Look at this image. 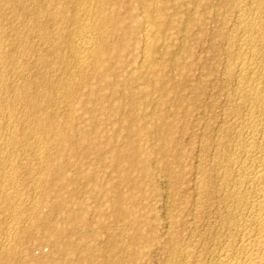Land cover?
I'll use <instances>...</instances> for the list:
<instances>
[{"label": "bare ground", "instance_id": "1", "mask_svg": "<svg viewBox=\"0 0 264 264\" xmlns=\"http://www.w3.org/2000/svg\"><path fill=\"white\" fill-rule=\"evenodd\" d=\"M113 1L0 0V216H4L0 219V230L3 232L0 236V262L2 263L21 264L23 262L25 264L32 261L35 264H62L63 257H65V261L69 260V255L77 251L78 244L73 243L70 237L66 235L68 228L66 229L65 224L71 222L72 224H78L80 227L82 225L87 226V219L84 214L87 215L92 212L99 218H102L104 214L102 202L96 201L97 205L93 207L89 206L88 202L95 199L99 193L100 197L98 196L99 198L96 199H103L104 201L107 198L106 193H101L103 192L102 186L97 185L99 176L106 174V172L99 170L97 164L108 163L117 167L119 161L121 150L114 147L112 139L115 140L114 143L117 146L120 145L118 143L121 138L120 126L122 125H120V122H124L123 119L125 118L121 114L124 111L122 105L124 103L121 100L118 101L117 97L127 96V98H130V104L134 105L135 102L132 97L143 96L146 99V102L144 101L146 104L142 102L143 107L139 106V112L141 117L145 119L152 114L150 113L152 111L146 108L147 104H150V106L162 105L161 94L166 91L168 93L170 90L164 89L162 84L150 82L149 79L163 72L161 69L155 68V65L158 60H163L165 56L157 55V52L171 46V43L174 44L175 35L172 31L176 28L173 27V13H168V8L170 7L172 10L175 8L176 10V7H180L183 1L179 0L182 2L179 3V1L174 0L170 3L169 0H136L137 8L134 5V8L132 6L128 10L131 13V18L134 17L131 23H128V20L126 21L128 24L121 19H117V12L115 11H117L118 5L116 6ZM115 1L117 3L119 0ZM120 1L122 3V0ZM225 1L229 6L231 4L235 13V17H233L235 20L232 21L230 26L227 24L229 27L224 22H220L222 25H226L223 27L224 29L225 27L228 28L226 33V29L223 31L224 34L221 38V42L226 45V48L224 50L225 64L220 75L226 80L228 85L226 86L229 87V92L223 97L226 99L227 106L223 107V110L219 113V123L213 135L214 139L212 140L210 137L213 142L208 143L211 144L209 146L211 151H209L210 155L204 163L210 167L209 170H206L208 167L204 169L202 164V166H198V162L196 163L198 167L194 173L195 180L193 181L194 186H192L194 187L192 220L191 222L184 220L187 222L186 224L184 222V224L191 231V235L188 234L189 237L187 236L188 240L185 243H183L181 236L182 239L178 237V240L180 238L183 244L174 242H178L174 238V243L168 241V243H163L162 246L159 244L160 249L167 258L162 261L163 264H264V0ZM188 3L190 4V1ZM70 6L72 9L67 10L66 8ZM215 6L214 9H217V5ZM228 8L230 10V7ZM225 9L224 11H227ZM178 11L180 12V9ZM134 13L137 15L132 16ZM229 13L227 11L226 16L231 15ZM190 14L192 13L190 12ZM226 16L223 17L224 20ZM186 17L188 18V16ZM178 21L182 23L181 20ZM223 28H218L219 33L220 30L222 33ZM180 30L184 29L180 28ZM199 30L201 31L200 28ZM114 36H117V38L119 36L121 46L112 48L109 44H105L109 38ZM211 37L213 38V36ZM133 39L134 42L129 44ZM183 40H185L184 37ZM223 47L224 45H222ZM123 52L124 54H122ZM123 55L131 57L134 63L131 65L130 62L124 61L126 59ZM187 57L188 55L185 58ZM181 65L183 66V64ZM181 65L179 66L181 67ZM138 75L146 77H144L145 80L143 79L142 83L137 81H134L133 84H130L131 82L126 83V80L130 79L128 77ZM198 76L202 78L201 75ZM136 79H139V77ZM143 85L145 86L143 87ZM197 89L198 87L194 90ZM211 89L209 88V90ZM224 89L226 88L224 87ZM159 91L162 93L158 95ZM215 99L218 100L219 98L215 97ZM210 104L213 105L212 102ZM191 105L193 104L191 103ZM189 106L187 105L188 108ZM170 107L172 106L170 105ZM130 111L132 112V110ZM111 118L114 120L113 123ZM206 118H209V116L206 115ZM139 119L135 120L132 117L129 120L135 122ZM96 121H99L102 127L98 128L97 126L96 128ZM177 121L179 122V120ZM207 121L205 122L208 123ZM214 121L216 120L214 119ZM99 122L97 125H99ZM115 122H118L116 126H114ZM135 123H126L127 126H123L122 129L127 134L142 141L148 132V128ZM109 126H111L110 132H108ZM158 130H161V128ZM168 131L169 129L166 133ZM90 133L93 134V138L89 137ZM157 133L159 131L155 135ZM149 134L151 136L152 133ZM203 135L206 136V134ZM101 139H107L111 142V145H114V150L111 151L113 147L110 149L112 152L110 156H107V145L101 146L99 144ZM203 140H206L205 137ZM203 140L201 142H204ZM76 141L80 142L81 151L79 152L74 146ZM138 143L140 142L135 140L128 143V148L131 151L128 156L126 155V160H128L130 168L147 176L152 168L149 170L148 157L141 155L144 144L141 146ZM202 146L199 148H202ZM210 149L208 148V150ZM77 153L81 154L87 161L78 160L71 163L70 159L76 156ZM203 153L201 150V154ZM204 159L198 158L200 163L201 161L203 163ZM126 160L124 159V162ZM121 165L120 167H122ZM116 170L119 173L120 170L115 168L110 174L112 172L117 174ZM67 172H71L73 175L76 174L77 179H70L71 174ZM174 174L172 173L171 176ZM117 175L119 176V174ZM182 175L181 173L180 176ZM54 179H57L59 185H56V183L55 189L48 192L46 190L44 193V197L52 195L53 200L50 198L51 201L46 203L40 201L42 198L40 193L41 190L43 191L41 188L54 183L52 181ZM139 182L141 183V181ZM146 182L144 181V183ZM176 184L179 183L176 182ZM20 185L21 187H28L30 193L27 194L29 195L26 196V192L19 189ZM115 185L113 183L108 189H116L117 186ZM132 185L134 187L140 186L139 183L134 181ZM67 186H72L73 193H79L82 199L66 208L65 205L62 207V204L66 201V191L61 193L58 188L65 189ZM84 186L85 188L89 187V189L87 191L82 190ZM131 188L133 187L131 186ZM173 190L171 189L172 193ZM150 194L152 195V191ZM127 196L131 198L129 195ZM75 197L78 198V196ZM117 199L120 200V197L118 196ZM122 200H125V198ZM117 201L114 204L111 203V205L113 204L116 208L117 206L119 208V202L117 203ZM123 205L125 206V203ZM170 205L172 204H169V207ZM154 208L156 209V207ZM167 208L166 210H169ZM169 212L171 211H168V215ZM146 213L149 214L150 212L146 211ZM174 213H172V216L176 214ZM53 216H55V219L57 218L56 222ZM133 219L131 218V221ZM128 221L130 222L129 226L130 224L133 225L134 222L131 223L130 219ZM154 222H157V220ZM142 223L141 225H143ZM116 225L114 224L115 227ZM76 228L77 225H73L71 230ZM129 228L127 226L128 230ZM149 228H154V225L152 224V227ZM167 229L165 228V231ZM118 230L120 229L118 228ZM138 231L142 230L138 229ZM174 231L177 230L174 229ZM112 233L110 235L114 234ZM39 234H43V239H39L41 242L39 241L38 245L47 244L50 251L45 256L35 258L29 252ZM88 234H91V232H88ZM138 235L142 234L137 233ZM171 235L169 234V240H171ZM126 236L124 238L127 239ZM137 236H135L136 239ZM143 237H146V235ZM139 238L141 240V236ZM114 239L116 240L115 237ZM117 239H121V237ZM147 239H145V246L149 244ZM96 240H94L95 243ZM91 242L89 241L88 245H91ZM120 244L122 245V243ZM146 247L147 249L145 247L139 249L137 245L138 249L136 252L133 251L134 254L129 262V258H126L127 262H125L123 257H118L122 251L123 253L126 251L121 248L120 252L118 249L120 253L118 255L115 250L114 252L119 259L115 264H143V262H146V253L150 250H148V246ZM86 248L89 249L90 246H86ZM86 248L85 250H87ZM92 248L96 250L97 247L94 248L93 246ZM93 251L89 252V254L92 253L90 257L97 255ZM21 253L25 255L21 257ZM111 254L114 256V253L111 252ZM92 258L91 260H93ZM93 262L97 263L95 260Z\"/></svg>", "mask_w": 264, "mask_h": 264}, {"label": "rangeland", "instance_id": "2", "mask_svg": "<svg viewBox=\"0 0 264 264\" xmlns=\"http://www.w3.org/2000/svg\"><path fill=\"white\" fill-rule=\"evenodd\" d=\"M173 1L174 0H171V1L169 0L170 3H172ZM177 1H179V0H177ZM181 1H183V4L185 2L186 3L184 5L181 4L180 7H176V10H175V8H173L174 11L172 10V8L169 7L168 8V13H170V14L173 13V16H174L173 17V19H174L173 27L176 28V29H178L180 27L181 29H184V30H180V28H179L178 30L175 29V30L172 31L173 34L175 35L174 44L171 43L170 44L171 46L167 47L164 50H160V51L157 52V55H164L165 56L163 60H160V61L158 60L159 62L157 61L156 65H155V68L161 69V71H163V72L161 74H158L157 76H154V78L149 79V81L151 80L150 82L162 84L163 88L164 89L167 88V90L170 89L169 90L170 92L168 91V93H167V91H166L164 94H161L162 92H160V91L158 92V95L160 93L161 96H162L161 98L163 100V103H162V105H159L160 107L156 106V105H151L150 106V104H147L146 108L149 111H152V112H150V113H152V114H150V116L152 118L150 116H148L145 119L141 117V114L139 112L140 111L139 110V106L142 108L143 107L142 102L143 103L146 102V99L143 96H136V97L133 96L132 99L135 102L134 105L130 104V102H129L130 98H127V96H118L117 100L118 101L121 100L122 103H124V104L121 103L123 105V107H124V111L121 114L123 115L122 117L125 118V119H123V121L125 123L124 122H120V125H122V126H120V128H121V138L119 139V142H118L120 145L117 146L116 143H114L115 142L114 139H112L113 140L112 144H114L115 146L111 145V142L108 141L107 139H101L100 142H99V144L101 146L107 145V156H110L112 154L111 151L114 150V147L117 148V149L120 148V150L122 152L121 151L119 152L120 153L119 154L120 155L119 156V161L121 163L124 162V159L125 160L127 159V156L129 155V153L131 151L128 148V143L131 140H135L136 142L139 141L140 143H138V144H140L141 146H143V144H144V150L142 151L141 155L142 156L145 155V156L148 157L149 161L147 163H148V166L150 165L149 166L150 167L149 170L152 168L149 171L148 175L150 177H152V178L150 179V177L148 175L145 176V175L139 173L138 171H136L135 169L133 170L132 168H130V166L128 165L129 164L128 160H126L127 162L125 161L124 163H122V165L118 161L117 167L116 166H112L111 164H108V163L107 164H104V163L103 164L102 163L97 164V167H98L99 170H103V172H106V174H103V175L99 174L100 175L99 176V183L97 185H101L102 186L103 192H101V193L102 194L106 193L107 194L106 195L107 198H105L104 201H103V199H96L98 196L100 197V193H99L97 195V197L95 198L96 200L95 199H91L88 203H89V206L93 207V206L97 205L96 201L102 202V207H103L104 214H103L102 218H99V217L95 216V214L92 213V212L88 213L87 215L84 214V217L87 219V226L82 225V227H80L78 224H76V223L72 224L71 222H68L69 224L68 223H66V224L63 223V224H65L66 229L68 228V231L66 232V235L70 237V240L73 243L78 244V249L74 253H71L72 255L71 254L69 255V260L68 261H65V257H63V259L61 260L62 264H86V263L87 264H113V263L115 264V262H118V260H119L117 258V256L120 254L118 252V249H119V251L122 250V249L124 251H126L124 253L122 251L123 255L121 253V255H119L118 257H120V256L123 257L125 262H127L126 258H129L128 259V262H129L132 259V255L134 254V252L137 251L138 248L141 249L140 247H142V248L145 247L147 249L146 246H148V250L149 249L150 250H149L148 253H146V256H145V259H146L147 263L143 262V264H151V263L152 264H163L162 261H165L167 258L165 257L166 255L164 254V252L160 249L162 244L165 243V242L168 243V241L173 242L175 239L178 240V237H180V236L183 238L182 239L180 237L182 239L183 243H185V242H187L188 237L191 235V231H189V229H187V225H185V224L187 222H191V220H192L191 215H192L193 209H194V206H193L194 187H192V186H194L193 185L194 184L193 181L195 180L194 179L195 178V176H194L195 174L194 173H195L196 168L199 165L200 166L203 165L202 168L204 167V169L206 167H208V168H206V170H209V168H210L209 166H207L206 163H204V161L210 155L209 151H211V149H210L211 147H209L211 144H208V143H212L213 142L212 140L214 139L213 138L214 132H215V130H217L216 127L218 128V123H219L218 116H219V113L223 110V107L225 108L227 106L226 99L223 98V97L227 94V92H229V87H227L228 85H227L226 80L223 79L222 76H220L221 75V69H223L224 64H225L224 63V61H225L224 60V50L226 48V45L221 42V38H222V35L224 34L223 31L226 29L225 30V33H226L227 30H228V28L225 27V29H224L223 27L226 26L227 24L229 26L232 24V21L235 20V18H233V17H235V15H234L235 13H234V9L231 7V4L229 6L228 4H226L225 0H195V2H193L194 0H192V3H191V0H189L190 4L188 3L189 2L188 0H181ZM181 1H179V3H182ZM113 2L116 4V6L118 5L117 6L118 9H117V7L115 5L114 6L116 8L113 6L115 9H117V11H115V12H117L116 13L117 19L123 20L126 24L131 23L133 21L134 17L131 18V13H129L128 10L132 6L134 8V5L137 8L136 0H122V3H121V1L119 2L120 5L117 4L118 2L116 3L115 0ZM124 2L125 3L128 2V3L125 4ZM132 2H134V3H132ZM194 3H195V5H193ZM196 3H197V5H196ZM215 5H217V9H214V8H216ZM223 5L224 6L228 5L227 7H230V10H229V8L227 9V7H224ZM136 8H135V11L137 10ZM191 8H193V9H191ZM225 8L227 9L228 12L231 13V15H229L230 14L229 13L228 14L229 16H226L225 13L227 11H224ZM66 9L67 10H71L72 7L70 6V7L66 8ZM178 9H180L181 13L178 11ZM182 9L184 10V12H183ZM203 9H205V10H203ZM170 10H172L173 12L170 11ZM232 11H233V13H232ZM175 12L177 13V15H176ZM190 12L192 14H190ZM179 13H180V15H179ZM186 14H188V15H186ZM134 15H137V14L134 13L132 16H134ZM185 15L188 16V18ZM215 15H217V16H215ZM225 16H226V18L227 17L228 18L227 19L225 18V20H224L223 17H225ZM181 17H182V19H181ZM229 17H231L232 19L230 18V20H229ZM178 20H181V22L183 24L180 23ZM185 21H187V22H185ZM188 22H190L191 25H189L190 23H188ZM220 22H222V23L224 22V24H226V25H222ZM220 24H221V26H220ZM228 25H227V27H229ZM199 28L201 29V31L199 30ZM218 28L219 29L223 28L222 29V33H221V30H220L221 34L219 33V29ZM126 29H128V28H126ZM196 31H198V32L196 33ZM193 32H194V35H193ZM186 34H188V35H186ZM198 34H200V35H198ZM211 36H213V38ZM183 37H184L185 40H183ZM111 38H109L110 40L108 39V41L105 44H109V46H111L112 48L121 46L120 43H119V40H120L119 36H118V38H117V36H114V37H111ZM111 42L113 43L112 45H111ZM133 42H134V39L131 40L129 44H131ZM179 44H181V45H179ZM221 44L224 45L223 48H222ZM180 52L181 53L183 52V53L181 54ZM189 52H191V53H189ZM122 54H124V52ZM176 54H177V56L179 58L177 56H175ZM186 54L188 55L187 58H185L187 56ZM124 56L125 55H123V57ZM124 59H126V60H124ZM124 59H123L124 61L130 62L131 65L134 63L133 59L131 57L129 58L127 55L124 57ZM182 59H183V61H182ZM184 59H186V60H184ZM176 60H178V61H176ZM167 61H169V62H167ZM173 61H176V62H173ZM163 64H164V66H162ZM181 64H183V66ZM157 65H159L160 67L157 66ZM179 65H181V67ZM215 65H217V66L219 65L218 69H217V66H215ZM187 70H188V72H187ZM211 70L214 71L215 73L212 72ZM172 74H173V76H172ZM209 74H210V76H208ZM198 75H201L202 78L201 77L199 78ZM135 77L136 78L139 77V79H136ZM135 77H128V79L129 78L130 79L128 81L126 80V83L128 84V83L131 82L130 84H133V83H135L134 81H137L138 83H142L143 79L145 80V78H146L143 75H141V76L138 75V76H135ZM134 78H135V80H134ZM47 79L50 80L49 78H47ZM175 83H176V85H175ZM145 85H143V87ZM194 86H196V87H194ZM185 87H187V88H185ZM197 87H198V89L194 90ZM222 87H223V91H222ZM224 87L226 89H224ZM209 88L210 89L212 88V89L209 90ZM146 89H147V87H146ZM191 89H192V91H191ZM209 91H210V93H209ZM224 91H225V94H224ZM215 94H216V96H215ZM195 95H196V97H195ZM219 95H220V97H219ZM140 97H143V98H140ZM215 97L219 98V99L217 100V99H215ZM138 99H142V100H138ZM211 102L213 103L212 106L210 104ZM191 103L193 105H191ZM170 105L172 107H170ZM187 105H190L189 108L187 107ZM152 106L154 107V110H153ZM186 107L188 108V110H187ZM130 110H132V112ZM157 110H159V111H157ZM214 111H215V113H214ZM183 113H184V115H183ZM195 113L196 114L198 113L197 116H196ZM206 115L209 116L210 120H209V118H206ZM213 116H215L214 119L216 121H214ZM132 117L135 118V120L140 118L139 120H141V121H139V120L135 121L137 123H135L134 121L130 122L129 119L132 118ZM183 119H184V121H183ZM164 120H165V122H163ZM177 120H179V122ZM111 121L113 123V121H114L113 118H111ZM151 121H152V123H151ZM205 121H207L208 123H206ZM96 122L98 123L99 121H96ZM142 122H143V124H142ZM204 122H205V124H207V125L204 124L205 127H203L204 126L203 125ZM97 123L95 125L96 128H97V126H98V128L102 127V125H100V122H99V125H97ZM117 123L118 122H115L114 126H116ZM126 123H131V124L135 123V124H139V125L141 124L142 126L147 127L148 128V132L146 133L145 138L141 141L139 139H136L132 135L127 134L122 129L123 126H127ZM183 123H184V125H183ZM174 125H175V127H174ZM196 125L198 126L197 127L198 129L196 128ZM166 127H168V128L166 129ZM160 128H161V130H158ZM203 128H205V129H203ZM168 129H169V131L166 133V131ZM194 129H196V130H194ZM203 130H205V131L203 132ZM110 131H111V126L108 127V132H110ZM158 131H159V133H157V135H155V133L158 132ZM149 133H152L151 136H150ZM203 134H206V136H204ZM202 135L205 137V139H206L205 141L203 140L204 137ZM207 135H208V138H207ZM160 136H161V138H160ZM89 137L93 138V134L90 133ZM210 137H211L212 140L210 139ZM208 139H210V140H208ZM144 140H146V141H144ZM164 140H166V141H164ZM202 140L205 142V144H204V142H201ZM163 141H164V143H162ZM150 144H151V146H149ZM74 146L77 148L78 152L81 151V146H80V142L79 141L78 142L76 141ZM147 146H149V147H147ZM200 146H202L203 149L199 148ZM207 146H208V148L210 150H208ZM111 147H113V149L110 151ZM121 147H122V149H121ZM205 147H206V149H205ZM147 150H148V152H147ZM201 150H202V153L205 152V153H203L205 156L203 154H201ZM126 153H128V154H126ZM197 153H198V155H197ZM199 155H200V157H199ZM198 158L199 159H204L203 163H202V161L200 163V160H198ZM137 159H139V158L137 157ZM78 160L82 161V162L87 161L86 158H84L81 154H78V153H77L76 156H74V157H72L70 159L71 163L76 162ZM158 160H159L160 163L158 162ZM197 162H198V166L196 164ZM119 164L122 167H120ZM195 165H196V167H195ZM163 166H164V168H163ZM115 168L116 169L118 168L121 171V172L119 171V173H117L118 170H116V173L119 174V176L117 174H115V172H114V174H113V172H112V174H110V172L113 171V169H115ZM129 168H130V170L127 171V169H129ZM183 168H184V171H183ZM173 169L176 170V171H174ZM164 170H167L168 172L164 171ZM172 170L175 172V174H174V172ZM125 171H127V172H125ZM177 172H178L179 175L177 174ZM67 173L71 174V172H67ZM83 173H86V172H83ZM124 173L126 175H123ZM172 173L174 174L173 176H171ZM181 173L183 174L182 176H180ZM166 174H167L168 177L166 176ZM72 176H75V177H72ZM128 176L131 177V178H129ZM117 177H119V178H117ZM179 177H180V179H179ZM69 178L72 179V180H73V178L77 179L76 178V174L75 175L71 174ZM148 178L150 180L149 182H148ZM169 178H170V180H169ZM167 180L169 181V184H168ZM52 181L54 183L47 184L48 187L47 186H43L41 188V189H43V191L41 190V193H40L41 194L40 197H42L40 199V201H45V203L48 202V201L49 202L51 201L52 195H50L48 197L47 196L44 197V193L46 192V190H47V192L49 190L51 191V189L53 190V189L56 188L55 187L56 185H59V182L57 181V179H54ZM133 181L139 183L140 186L134 187L132 185ZM139 181H141V183ZM144 181H147L148 185H147V182L144 183ZM176 182L179 183V184H176ZM113 183L116 184L115 186H117V188L113 189V190L108 189V188H110V185H112ZM171 183H173V184H171ZM81 185H83V184H81ZM131 186L133 188H131ZM179 186H181L180 187L181 189L179 188ZM20 187H21V185L19 186V189H22L21 190L22 192L23 191L26 192V194H25L26 196L29 195V194H27V193H30L29 189H27L28 187H26V186H22L21 188ZM46 187H47V189H46ZM71 187L72 186H67V188H65V189H63L61 187L58 188V190H61V193L66 191V201L64 202V204H62L63 205L62 207H64V205H65V207L67 208V207L71 206V204L77 203L78 201H80L82 199V197L79 196V193H77V194L73 193ZM135 188H137V189H135ZM157 188H159V189H157ZM176 188H177V190H175ZM88 189H89V187L85 188V186H84V188L82 190L87 191ZM171 189L172 190L174 189L175 192L173 190V193H172ZM191 189H193V190H191ZM151 191H152V195L150 194ZM168 192H169V194H168ZM176 192H178L179 194L176 193ZM167 194L170 195V196H168ZM116 195H117V197L118 196L120 197V200L117 199ZM127 195H129L131 198H129ZM75 196H78V198L75 197ZM124 198H125V200H122ZM127 198H128V200H127ZM164 198H166V199H164ZM109 200H110V202H109ZM116 201H117V203L119 202V208H118V206L116 208V206L113 205L114 202H116ZM175 201H178V202L175 203ZM111 203H113L112 204L113 206L111 205ZM124 203H125V206L123 205ZM169 204H172V205H170V207H169ZM120 205H121V207H120ZM179 205H180V207H179ZM171 206H173V207H171ZM123 207L126 208L127 210L124 209ZM146 207H147V209H146ZM154 207H156V209ZM166 208L169 209V210H166ZM150 209H151V211H149ZM172 210L176 211L175 212L176 214ZM146 211H148L150 213L147 214ZM168 211H171V212H169V215L167 214ZM109 212H110V214H109ZM141 212H142V214L143 213L144 214L142 215ZM172 213H174L175 215L172 216ZM179 213H181V214H179ZM128 214H129V216H128ZM154 214L156 216V219H155ZM147 215H148V217H147ZM185 215L188 216V217H186ZM127 217L130 219V221H131V218H134L131 221V223H133V222L135 223L136 222L137 224L133 223V225L130 224V226H129L130 222L128 221L129 219ZM184 217H186L187 220ZM2 218H4V216L1 215L0 219H2ZM53 218H54V221L56 222L57 218L55 219V216H53ZM152 218H154V219H152ZM172 218H175V219H172ZM122 219H125V220L123 221ZM146 220H148V221L145 222ZM153 220L154 221L157 220V222H154ZM184 220L187 221V222H185ZM142 221H143V223H142ZM152 222H154V223H152ZM167 222H168V224H166ZM184 222H185V224H184ZM141 223L143 225H141ZM156 223H157V225H156ZM114 224L115 225L117 224L120 227L117 226V225L115 227ZM152 224L154 225V228H149V227H152ZM169 224L170 225H174V226L170 227ZM73 225L74 226L77 225V228H76L77 230L76 229L75 230H71V229H73ZM127 226H128V228L130 227L129 230L127 229ZM135 226H137V227H135ZM83 227L87 228V229H84ZM117 227L120 230L117 231V229H118ZM124 227H126V228H124ZM114 228H116V229H114ZM137 228L142 230L143 232L142 231H138ZM165 228L166 229L168 228L167 231H165ZM151 229H152V231H151ZM169 229L170 230L172 229V230L170 231ZM174 229H176L177 231H174ZM133 230H134V232H133ZM115 231L117 232L116 235H115ZM120 231H122V232H120ZM182 231H184V232H182ZM88 232H91V234H88ZM171 232L173 233L172 235L174 237L171 235ZM174 232H175L176 235L174 234ZM0 233H1L0 234V236H1L3 234V232L0 230ZM111 233L113 235H110ZM118 233H119V235H118ZM121 233H123L124 236ZM137 233H139V234L141 233L143 236L146 235V237H143L142 235H140L141 236V240H140V238H139L140 236L139 235L137 236ZM160 234H162L161 235L162 237L159 236ZM163 234H164V236H163ZM169 234L171 235L170 236L171 240L168 239ZM188 234H189V236H188ZM86 235H87V237H86ZM120 235H122V236H120ZM125 235H127L126 236L127 239L124 238ZM92 236H94V237H92ZM112 236H114L116 238V240L114 239V237L112 238ZM118 236L121 237V239H117V238H119ZM135 236H137V239H136ZM36 238H38V239L32 244V247H31V250H30V252L31 251H33V252H31V253L29 252V254L31 256L35 257V258L47 255L49 253V251H50V248L48 247V245L47 244H42V245L39 244L38 245V242L41 239H43V234H39ZM122 238H124L126 241L124 239H122ZM146 238H148L147 239V243H149V244H146V246H145V243H146L145 239ZM159 238H160V240H159ZM173 238H174V240H173ZM180 238H179L178 242L177 241H174V242H176L178 244L179 243L183 244ZM149 239H151V240H149ZM94 240H96V243H95ZM122 240H124V241H122ZM132 240H134V241H132ZM89 241H92L90 243L91 245H88ZM135 241H137V242H135ZM98 242H101L100 243L101 245ZM119 242L122 243V245ZM124 242H127L128 244L127 243L125 244ZM129 242H131V243H129ZM84 244H86V245H84ZM113 244H115L116 246L113 245ZM123 244H125V245L123 246ZM142 244L144 246H141ZM98 245H99V247H98ZM126 245H128V246L125 247ZM137 245H138V248H137ZM83 246H85V247L83 248ZM86 246H88V247L90 246L89 249L90 250L92 249V251L94 250L93 252L95 254L97 253V255L93 254L95 256H92L93 258L90 257L92 253L89 254V252H92V251L87 249ZM91 246L92 247L94 246V248L97 247L96 250L93 249ZM119 246H120V248H118ZM134 246H135V248H134ZM129 247L130 248L132 247V248L130 249ZM149 247H151V248H149ZM85 248L87 250H85ZM156 248H157V250H156ZM83 250H85V251H83ZM88 250H89V252H87ZM114 251L116 253H118V255ZM111 252L114 253V256H113V254H111ZM124 254H126V255H124ZM24 255H25L24 253L20 254L21 257H23ZM86 255H87V257H86ZM109 256H111L112 258L109 257ZM128 256H130V257H128ZM91 258L93 260H95V262H97V263H94L93 260H91ZM89 259H90L91 262L89 261ZM96 259H97V261H96ZM148 259H150V260H148ZM18 260L20 262L19 258H18ZM104 262H106V263H104ZM4 263L0 262V264H4ZM21 264H24V263L22 262ZM25 264H35V262L29 261V262H26Z\"/></svg>", "mask_w": 264, "mask_h": 264}]
</instances>
